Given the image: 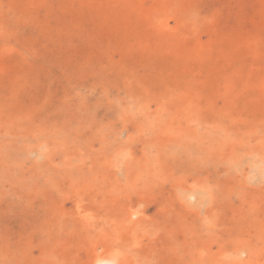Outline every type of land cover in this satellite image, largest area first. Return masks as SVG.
Segmentation results:
<instances>
[{
	"label": "rangeland",
	"instance_id": "rangeland-1",
	"mask_svg": "<svg viewBox=\"0 0 264 264\" xmlns=\"http://www.w3.org/2000/svg\"><path fill=\"white\" fill-rule=\"evenodd\" d=\"M0 264H264V0H0Z\"/></svg>",
	"mask_w": 264,
	"mask_h": 264
}]
</instances>
